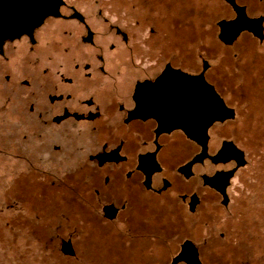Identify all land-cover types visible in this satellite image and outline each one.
<instances>
[{
	"label": "rangeland",
	"instance_id": "rangeland-1",
	"mask_svg": "<svg viewBox=\"0 0 264 264\" xmlns=\"http://www.w3.org/2000/svg\"><path fill=\"white\" fill-rule=\"evenodd\" d=\"M97 1L104 7L102 13L108 15L112 0ZM79 2L86 7L95 5L94 0ZM113 2L122 9L134 4L148 12L159 11V23L164 26H170L173 17L179 20L181 51L188 47L191 53L195 51V59L187 64L199 69L204 58L209 66L207 77L234 109L231 118L210 128L212 143L219 136L230 138L243 150L244 162L229 179L224 203L197 174L190 178L199 198L190 213L194 224L173 188L160 196L146 191L143 197H152L151 203H142L130 193L129 207L126 203L120 217L110 220L101 215V202L116 199L115 191L127 193L130 180L121 181L111 172L112 164L94 175L88 153L118 127L114 120L118 109L108 100L104 102L101 90L126 88L124 72L129 68L120 46L111 52L117 55L112 64L118 71L114 78L99 76L91 85L75 76L72 61L81 49L77 51L68 33L72 21L51 19L53 59H65L68 72L75 76L68 90L74 93L86 85L99 87L97 104L114 122L91 108L90 119H67L55 156L50 153L45 158L43 142L32 135L15 143L16 153L0 154V264H166L184 237L194 242L203 264H264V29L261 39L247 31L219 36L217 20L232 13L223 0ZM151 36L154 40L155 33ZM171 144L177 150L195 148L179 135ZM54 157L60 159L63 172L48 169ZM168 158L163 154L159 159L166 162ZM164 175L165 168L153 182L157 185ZM175 181L179 186L184 184L180 179ZM61 239H68L72 253L62 251Z\"/></svg>",
	"mask_w": 264,
	"mask_h": 264
},
{
	"label": "flooded vegetation",
	"instance_id": "flooded-vegetation-1",
	"mask_svg": "<svg viewBox=\"0 0 264 264\" xmlns=\"http://www.w3.org/2000/svg\"><path fill=\"white\" fill-rule=\"evenodd\" d=\"M223 2L232 11L231 15L217 20L218 27L221 22L224 25L226 36L247 31L261 39L264 0ZM29 3L30 0H0V154L16 153L15 143L32 135L43 142L44 157L48 159V154L55 156L57 153L68 118L90 119L91 108L92 112L109 118V112L97 104L96 89L99 87L86 85L73 93L68 90V84L74 82L77 75L91 85L99 76L114 78L118 71L112 64L117 55L111 52L122 46L129 68L124 72L128 86L101 90L104 102L108 100L118 109L114 117L118 127L88 153V158L94 175L102 173L104 165L112 164V173L121 181H130H126L129 184L127 193L115 191L116 199L101 202V215L110 220L120 217L127 208L126 203L129 207L130 193L134 192L142 203H151L152 197H143L146 191L160 196L173 188L178 203L194 224L190 213L199 198L190 178L195 174L203 185L218 193L224 203L229 179L244 162V154L230 138L219 136L212 143L210 128L214 123L231 118L234 109L207 77L205 71L209 66L204 58L200 59L199 69L187 64L195 59V51L191 53L187 50L189 47L181 51L177 36L179 20L173 17L170 26H164L159 23L162 18L159 11L148 12L143 6L135 7L134 4L122 9L113 0L108 15L102 13L104 7L97 0L91 7L82 6L79 0H60L58 14L47 13L37 24L30 25L23 21L25 15L18 14L19 8L25 13L30 11ZM47 4L50 6L51 0H44V7ZM121 10L125 17L121 16ZM51 19L72 21L68 33L77 51L81 49L72 61L75 76L68 72L65 59H53ZM212 116L215 117L211 119ZM209 118L205 146L201 151V143L188 134V128ZM109 119L114 122L111 117ZM176 135L194 145V150L173 149L171 142ZM163 154L169 157L166 162L159 159ZM55 158L48 169L63 172L60 159ZM197 165H200L198 171ZM163 168L167 175L161 176L156 185L155 175ZM107 179L105 177L104 181ZM177 179L184 184L177 185ZM194 250V242L184 237L166 264H203L198 255L197 263L191 260Z\"/></svg>",
	"mask_w": 264,
	"mask_h": 264
},
{
	"label": "water",
	"instance_id": "water-1",
	"mask_svg": "<svg viewBox=\"0 0 264 264\" xmlns=\"http://www.w3.org/2000/svg\"><path fill=\"white\" fill-rule=\"evenodd\" d=\"M59 3H60V0H51L50 6H49V4H47L46 7H44V0H30V3H29L30 11H28L29 13L28 12L25 13L24 9L19 8L18 14L20 17H24V15H25L24 20H23L24 22H26V23L29 22L30 25H34V24H37L41 20V18L47 13H50L53 15L58 14L57 6ZM236 31L237 30H235V32ZM224 35H225V27H224V25H222V22H221V23H219V36H224ZM197 77L201 78V74H198ZM209 86H211V85H209ZM214 117L215 116H212L211 119H213ZM218 118H221V116H219ZM209 121H210V118L208 120L204 119L201 124H199L197 126L192 125L191 127L188 128V134L191 137H193L197 142L201 143V146H202L201 151H203V148L205 146V138H206L205 129H206V126L209 123ZM223 202H225V201H223ZM60 246H61L62 251L66 252V253L70 254L73 252L71 245H70V242L68 240L62 239L60 241ZM177 257H178V255H177ZM190 258L194 262H196V263L198 262L195 250L192 252V254H190Z\"/></svg>",
	"mask_w": 264,
	"mask_h": 264
},
{
	"label": "bare ground",
	"instance_id": "bare-ground-1",
	"mask_svg": "<svg viewBox=\"0 0 264 264\" xmlns=\"http://www.w3.org/2000/svg\"><path fill=\"white\" fill-rule=\"evenodd\" d=\"M199 101V100H198ZM193 126H195V125H193ZM197 126V125H196Z\"/></svg>",
	"mask_w": 264,
	"mask_h": 264
}]
</instances>
